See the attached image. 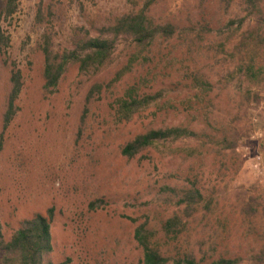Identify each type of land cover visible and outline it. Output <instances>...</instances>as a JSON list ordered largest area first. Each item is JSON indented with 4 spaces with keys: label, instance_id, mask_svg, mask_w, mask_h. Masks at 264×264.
Masks as SVG:
<instances>
[{
    "label": "rangeland",
    "instance_id": "obj_1",
    "mask_svg": "<svg viewBox=\"0 0 264 264\" xmlns=\"http://www.w3.org/2000/svg\"><path fill=\"white\" fill-rule=\"evenodd\" d=\"M5 1L0 0V8ZM149 1L22 0L6 25L11 44L5 59L23 72L24 89L0 157L4 233L10 239L21 221L53 209L55 264H142L135 229L144 223L159 228L178 211L166 188L195 186L212 204L191 220L187 234L194 243H208L209 259L242 257L249 264L264 243V220L244 214L241 201L253 198L264 204V93L249 116L254 129L234 156L223 157L195 140L163 143L133 160L121 154L126 143L149 130L182 124L202 127L208 102L201 104L189 88L196 71L215 86L210 98L217 109L236 111L241 84L234 81L224 89L221 81L236 69L230 55L240 34L251 26L247 22L239 33L236 25L227 27L245 16L241 0H153L155 20L190 29L192 39L159 38L143 53L132 41L120 40L113 63L98 75H86L71 65L54 94L44 90V63L37 51L43 31L35 21L41 3L57 6V49L63 51L82 37V28L143 9ZM203 28L211 32H192ZM134 56L140 58L133 72L104 91L84 120L91 88L111 84ZM0 75L1 134L10 77L2 59ZM132 87L143 95L160 94L159 100L132 122L116 126L111 116L115 102Z\"/></svg>",
    "mask_w": 264,
    "mask_h": 264
},
{
    "label": "trees",
    "instance_id": "obj_2",
    "mask_svg": "<svg viewBox=\"0 0 264 264\" xmlns=\"http://www.w3.org/2000/svg\"><path fill=\"white\" fill-rule=\"evenodd\" d=\"M21 2L22 0H6L0 8V59L2 66L10 70L4 113L1 117L0 157L5 146V133L20 112L19 100L24 89L23 72L15 64H10L8 58L5 59L11 44L6 25L14 20ZM229 2L232 1L228 0ZM153 4L154 1L150 0L143 9L131 10L102 25L92 24L89 30L82 28L83 35L72 48L60 51L57 49L60 36L56 25V21L59 20L57 6L51 3L46 7L41 3L35 21L43 31L37 51L44 63L45 92L52 95L57 91L71 65L77 66L80 72L86 75H98L113 63L120 40L132 41L140 49L139 52L143 53L159 38L170 40L178 36L187 40L192 39L188 28H180L172 22L158 23L151 15ZM241 7L245 16L231 21L228 29H233L236 25V32L239 33L247 22H250L251 26L240 34L237 46L230 55L237 63L236 69L221 81L224 89L234 81L240 82L236 111L224 112L217 109L210 98L215 93V86L208 79H204L205 76L200 71H196V74L191 76L189 88L191 92L196 91L194 98L201 104L208 102L200 120L202 127L195 129L190 124H182L149 130L122 147L123 157L133 160L143 152L163 143L195 140L228 158L236 155L240 144L249 139L254 129L248 122L252 106L260 104L261 95L264 93V0H241ZM192 32L206 34L211 31L203 28L201 32L196 30ZM223 47L222 45L221 48ZM139 58L140 56H134L111 84L96 83L91 88L85 100L84 120L92 114L95 104L101 101L104 91L133 72ZM140 92L139 88L132 87L123 97L117 99L111 113L114 125L121 126L132 122L137 115L144 113L159 100L160 94L148 96ZM165 191L172 195L173 201H176L178 211L159 228L144 223L135 229L134 241L142 250V264H244L245 260L242 257L220 256L218 259L212 260V257L209 259L206 250L208 243L206 241L194 243L187 234L191 220L202 207L207 208L212 204L211 201H207L201 190L193 186L190 189L168 187ZM241 205L247 216L255 214L264 220V204L261 205L253 198H249L241 201ZM54 224L55 211L51 209L47 215L39 214L21 221L18 230L7 239L0 221V264H55L52 258L56 247L53 237ZM212 250H215V244ZM248 263L264 264V243L250 256Z\"/></svg>",
    "mask_w": 264,
    "mask_h": 264
}]
</instances>
